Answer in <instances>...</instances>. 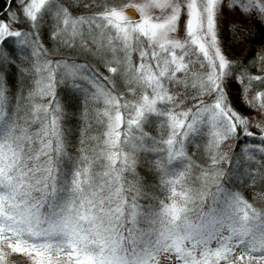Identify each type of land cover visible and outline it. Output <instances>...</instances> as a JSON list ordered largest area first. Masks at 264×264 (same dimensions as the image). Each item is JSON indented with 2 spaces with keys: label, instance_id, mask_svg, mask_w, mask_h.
<instances>
[{
  "label": "snow or ice",
  "instance_id": "snow-or-ice-1",
  "mask_svg": "<svg viewBox=\"0 0 264 264\" xmlns=\"http://www.w3.org/2000/svg\"><path fill=\"white\" fill-rule=\"evenodd\" d=\"M20 258L264 264V0H0Z\"/></svg>",
  "mask_w": 264,
  "mask_h": 264
},
{
  "label": "trees",
  "instance_id": "trees-1",
  "mask_svg": "<svg viewBox=\"0 0 264 264\" xmlns=\"http://www.w3.org/2000/svg\"><path fill=\"white\" fill-rule=\"evenodd\" d=\"M262 31L259 27H255V35L257 40L260 38ZM23 258H20V264H22Z\"/></svg>",
  "mask_w": 264,
  "mask_h": 264
}]
</instances>
